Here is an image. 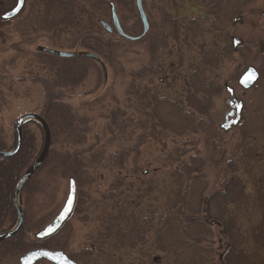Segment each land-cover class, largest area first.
Wrapping results in <instances>:
<instances>
[{
  "label": "rangeland",
  "instance_id": "1",
  "mask_svg": "<svg viewBox=\"0 0 264 264\" xmlns=\"http://www.w3.org/2000/svg\"><path fill=\"white\" fill-rule=\"evenodd\" d=\"M135 1L25 0L21 15L5 21L17 0H0V144L15 148L23 116L43 117L50 103L62 113L50 127L49 162L18 199L26 243H38L74 179L73 213L51 244L78 264H179L193 250L189 258L201 264H264V0H144L145 42L107 36L98 22L112 23L111 3L125 33L141 34ZM233 38L243 41L235 51ZM41 47L102 52L107 81L97 63ZM250 66L260 79L243 90L238 81ZM226 86L244 104L239 127L227 133ZM24 130L35 155L19 177L45 143L39 121ZM1 206L2 233L17 216ZM192 213L191 223L208 230L197 240L183 231ZM166 214L176 216L179 251L157 246ZM23 255L7 252L0 264H20Z\"/></svg>",
  "mask_w": 264,
  "mask_h": 264
},
{
  "label": "water",
  "instance_id": "2",
  "mask_svg": "<svg viewBox=\"0 0 264 264\" xmlns=\"http://www.w3.org/2000/svg\"><path fill=\"white\" fill-rule=\"evenodd\" d=\"M24 4H25V0H23L22 3H21V0H17L16 6L11 11L5 13L2 16V18L4 20H10V19L17 17L23 10ZM110 9H111L112 25L115 31L122 38L132 41V42H137L143 39L148 34L150 26H149L146 13L144 12V9H143V0H136V9H137V12H138V15L141 20L142 27H143V32L138 37H131L125 34L121 27V24H120L118 15H117V11L113 3L110 4ZM101 25L104 27V29H106L108 33H111L113 31L112 26L110 27L109 24L102 22ZM241 44H242V41L235 38L233 40L234 50H236L238 46ZM38 51L52 55V56L61 57V58H74L76 56H83L85 58L101 63L98 56L92 53H88V52H85V53L79 52L78 54H75L72 52H60L57 50L46 49L43 47L38 48ZM101 66L104 71L105 77H107L106 67L102 63H101ZM258 79H259L258 71L256 70L255 67L251 66L247 68L244 74L240 77L239 85L244 90H249L256 84ZM228 92L231 97L230 106L231 108L236 109L237 117L234 121L226 122L223 125L222 128L225 131H228L231 126L238 125L240 121L241 111L243 108V103L237 101V99L234 96L233 90L228 88ZM233 115H234V112H231L230 114L226 116V119L228 120V118ZM30 120L39 121L43 125V129L45 131V143H44V147H43V150L39 158L29 168V170L24 174V176L22 177V179L20 180L18 184V187L15 190L14 197H13V206L18 216L17 226L12 231L0 235V242L14 237L22 228L23 223H24V214H23V210L20 208L18 204V195L20 191L22 190V188L24 187V185L27 183V181L38 171V169L47 160L49 152H50L51 132H50V128L48 124L40 116L35 115V114H28V115L23 116L17 123V143H16L14 150L4 151L0 149V157L1 158H12L19 153L22 147V142H23V125L25 122L30 121ZM69 182H70L69 183V195H68L67 201L65 202V205L63 206L59 214L55 217V219L50 224H48L42 231L36 234V239L45 240V239L53 237L57 232L60 231V229L64 226V224L71 217L74 207H75V203H76L77 189H76V182L74 179H70ZM70 201L71 203H69ZM42 260H46L52 264H77L76 262L69 259V257L65 255L64 253L58 252V251H52L48 249H37V250H34L26 254L25 256L20 258V264H37L39 261H42Z\"/></svg>",
  "mask_w": 264,
  "mask_h": 264
},
{
  "label": "trees",
  "instance_id": "3",
  "mask_svg": "<svg viewBox=\"0 0 264 264\" xmlns=\"http://www.w3.org/2000/svg\"><path fill=\"white\" fill-rule=\"evenodd\" d=\"M108 35H110V34H108ZM84 38H85V36L82 39L84 40ZM120 40L125 41L122 38H120ZM136 43L139 44V43H142V41L136 42ZM82 45L84 46V44H82V41H81V46ZM99 56L101 58H103L104 54L101 52L99 54ZM102 61H103V59H102ZM102 64L104 65V62ZM140 75L138 77H140ZM191 77L195 78L196 76L192 75ZM193 87L197 88V89L202 88V89H204L203 92H205V89L207 88V86H204V84H202V83L200 84L199 82H193ZM58 112H60V109L56 105L54 106L51 103L48 105L46 114H45V116H43V118L45 119V121L48 123V125L50 127H51L52 122H54L55 114H57ZM58 114H62V113H58ZM66 126L69 127L70 129L73 128V122L72 121L71 122L70 121L65 122V127ZM27 136H29V137L27 138ZM1 147H2V149L4 148L3 145L0 144V148ZM34 148H35L34 147V137L32 136V134L30 132L24 130V142H23V145H22L20 152L12 158H0V180L3 177L8 178L6 183H4L3 180H1L3 184H6V187L3 188L5 191L2 192V189L0 191V192L4 193V194H0V200L2 198V203H1L2 206L7 207L8 205L9 206L11 205V195H12V191L14 189V185L17 182L19 174L25 169L24 166L22 165V163H23L25 158H28V160H30L34 157V155H35V153H34L35 149ZM91 151H92V148L90 150H87V153H91ZM73 157H74V155L71 156L70 158H73ZM48 162H49V157H48L47 161L45 162V164H43L42 168ZM11 163H15L19 167L18 168L16 167V169H15V168H13V165H11ZM4 199H6V203L3 202ZM193 217H194V215L192 213L187 220L188 225L184 227L185 230H183V231H185L184 235H188L187 238H195L197 240L199 238V236L207 230V228L204 226H201L199 224L191 223L190 219H192ZM164 220H165L167 228L158 232V237L160 239H158L157 246H160V251H162V252H167V251H171V250L176 251L178 245L175 244L176 237L173 234L176 231V227H175L176 222H177L176 216L174 219V216H170V215L166 214L164 216ZM186 232H188L189 234H186ZM181 234H182V230H181ZM37 242H38L37 244L32 245V246L27 244L25 242V235H24V228H23L21 233H19L15 238L2 243L0 246L2 247V249H6L5 253L8 252V253H11V255H15V254L16 255H23L24 253H27L31 249H35L37 247L38 248L39 247L51 248V249L53 248V245L51 244V240L37 241ZM196 244H198V245H196ZM196 244L193 245L194 249H197L199 247L200 243H196ZM177 251H179V250H177ZM184 253L181 254L182 259H181V263H179V264H201L202 263L200 260H196L195 258L194 259L189 258V256L192 257V255L197 254L196 250H193V254L191 252V255L188 252H186L185 254ZM193 260H196V261L192 262Z\"/></svg>",
  "mask_w": 264,
  "mask_h": 264
},
{
  "label": "flooded vegetation",
  "instance_id": "4",
  "mask_svg": "<svg viewBox=\"0 0 264 264\" xmlns=\"http://www.w3.org/2000/svg\"><path fill=\"white\" fill-rule=\"evenodd\" d=\"M145 13H146V11H145ZM21 15V14H20ZM19 15V16H20ZM147 15V14H146ZM264 15V14H263ZM18 16V17H19ZM18 17H16V18H18ZM2 18V17H1ZM147 18H148V16H147ZM148 22H149V18H148ZM109 25H111V24H109ZM112 26V25H111ZM110 26V27H111ZM106 29H104V32L106 33V34H109V33H107L106 31H105ZM114 31V30H113ZM112 31V32H113ZM150 31H151V26H150V29H149V31H148V34L142 39V42H145V40H147V38L149 37V34H150ZM80 52H82V53H85V52H88V53H92V54H95L93 51H91V50H82V51H80ZM96 56H97V54H95ZM79 58H82V59H85V60H88V61H92V62H94V60H91V59H88V58H85V57H83V56H79ZM95 63V62H94ZM159 82L161 83V84H163L164 82H165V80H164V78L163 79H160L159 80ZM229 109H230V111L229 112H227L226 113V115L228 114V113H230V112H232V109L230 108V106H229ZM226 115H225V121H226ZM236 118V112H235V114L233 115V116H230L229 117V121H232V120H234ZM242 120V119H241ZM239 126V125H238ZM238 126L237 127H232L231 129H230V131L232 130V129H235V128H238ZM33 165V164H32ZM40 171V170H39ZM39 171H37L36 172V174L39 172ZM25 173V172H24ZM24 173H23V175H24ZM36 174H34L28 181H27V183L24 185L25 187L29 184V182L34 178V176L36 175ZM23 175L22 176H18L19 178L17 179V182H16V184L14 185V189H13V191H12V195H11V204H12V207L11 206H7L6 208H5V210L7 211V213L9 214L10 213V211L13 209V211L15 212V214H17V212H16V210H15V208L13 207V203H12V201H13V196H14V193H15V190H16V188L18 187V184H19V182H20V180L22 179V177H23ZM25 187H24V189H25ZM1 189H2V192L4 191L3 190V184H2V181L0 180V191H1ZM2 192H0V194H4V193H2ZM23 192V191H22ZM0 204H1V202H0ZM1 206V205H0ZM2 207V206H1ZM23 214H24V223H23V226H22V228L20 229V231L14 236V237H12V238H10V239H7V240H5V241H1L0 242V245L2 244V243H4V242H6V241H8V240H11V239H13V238H15L19 233H21V231L23 230V228H24V224H25V213H24V211H23ZM17 216V215H16ZM0 222H1V219H0ZM18 223V222H17ZM17 223L15 224V226L17 225ZM15 226H13L12 227V229L10 230V231H12L14 228H15ZM10 231H8V232H10ZM8 232H0V235H2V234H5V233H8ZM58 234V233H57ZM56 234V235H57ZM55 236V235H54ZM53 238V237H52ZM48 240V239H47ZM36 241H39L38 239H36ZM25 242H27L26 241V238H25ZM2 247L0 246V249H1ZM38 249V248H37ZM37 249H33V250H31V251H29V252H32V251H34V250H37ZM42 249H44V248H42ZM63 251V250H62ZM29 252H27L26 254H28ZM26 254H24L23 256H25ZM5 255V253H1L0 254V257H3ZM23 256H21V257H23ZM20 257V258H21ZM20 258H19V263H20ZM42 261H44V260H42ZM41 261V262H42ZM47 263H49V262H47ZM50 264V263H49Z\"/></svg>",
  "mask_w": 264,
  "mask_h": 264
},
{
  "label": "snow or ice",
  "instance_id": "5",
  "mask_svg": "<svg viewBox=\"0 0 264 264\" xmlns=\"http://www.w3.org/2000/svg\"><path fill=\"white\" fill-rule=\"evenodd\" d=\"M23 2V0H21V3ZM69 203H71V201L69 202Z\"/></svg>",
  "mask_w": 264,
  "mask_h": 264
}]
</instances>
